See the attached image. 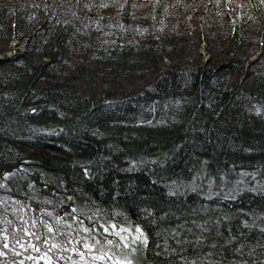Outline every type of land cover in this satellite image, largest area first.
Instances as JSON below:
<instances>
[{
  "label": "trees",
  "instance_id": "trees-1",
  "mask_svg": "<svg viewBox=\"0 0 264 264\" xmlns=\"http://www.w3.org/2000/svg\"><path fill=\"white\" fill-rule=\"evenodd\" d=\"M197 1L193 39L187 0H0V44L32 33L0 62V163L138 223L151 264H264V68L237 59L264 46V2ZM202 34L227 64L174 61Z\"/></svg>",
  "mask_w": 264,
  "mask_h": 264
},
{
  "label": "rangeland",
  "instance_id": "rangeland-1",
  "mask_svg": "<svg viewBox=\"0 0 264 264\" xmlns=\"http://www.w3.org/2000/svg\"><path fill=\"white\" fill-rule=\"evenodd\" d=\"M187 1L188 4L190 3L191 8L188 10L185 6L183 11L177 13L176 17L179 20L176 23V29L180 32V24L183 22L188 24L187 28L191 33L185 34L184 38H191L193 34L194 39V26H203L205 16H210L209 6L207 4L201 5L197 0ZM239 2L240 0L234 1L231 5V10H234L237 6L242 8ZM244 2V5H246L247 0H241V3ZM193 3L195 4L193 5ZM202 6L205 7L203 8ZM195 8V15H192L191 13ZM175 12H177L176 8ZM11 26L14 28L15 24L11 22ZM31 36L32 33H28L22 38H17L13 34L9 36L7 41H5L6 43L0 44V62L19 53L28 54ZM201 36L194 49L191 47H188L185 51L180 49V54L173 56L174 61L181 59L190 63L198 61L211 69L215 68L214 64L216 62L227 64L229 54L213 53L208 48V42L203 34ZM188 46H190V43H188ZM230 51L231 54L236 55L233 44L230 45ZM237 59L242 63V69L246 71V73L242 74L243 77L250 74V72L252 74L258 72L257 70L264 68L263 44H260L256 51L246 55L241 54ZM171 62L172 60L169 58H165L163 61L164 64ZM233 63L235 62L233 61ZM63 70H65V67H61L60 64L53 69H49L52 73L56 71L58 75L60 71L64 75L65 72H62ZM71 73L72 71H66V79L70 78ZM235 74L233 77H235ZM82 77H84V74L73 80V82L80 80ZM58 78L61 77L59 76ZM95 79L98 80V78ZM92 85L95 93L103 92L104 87H106L103 83V86H101L98 82ZM25 164L26 162L23 161L0 163V166H15L0 172V264H73V261H75V264H80L79 253L66 252L64 247H54V245L75 247L80 249L81 252H87L88 250L84 249L82 242L85 239L90 243L99 242L93 251L98 252L100 245H103L105 251L111 249L110 254L114 253L121 258L128 257L133 260V264H151L148 259L149 253L145 251L149 240L146 239V242L144 241L143 237L147 238V235L138 223L128 221L126 217L125 220H116L111 215L101 214V210L95 207H92V210H85L76 203L70 190H59L51 183L43 180L40 175L31 174L26 166L27 164ZM17 173L18 175L24 174L28 176L29 180H27V183L22 181L15 183L16 189H14L11 184L16 180L14 177ZM251 184L250 191L252 194L255 193L254 187L258 190L264 187V182L255 181V179L252 180ZM27 187L29 189H26ZM243 190L247 192V189L243 188ZM233 194L230 195L232 196ZM208 195L212 197L214 195L213 191L208 192ZM57 216L60 217V221L55 219ZM49 224L54 226L51 233L44 227V225ZM113 225L116 227L113 228ZM136 225H139L142 229L143 237L137 232ZM106 227L110 231H104ZM84 228L88 229L87 233L83 231ZM256 231L262 232L260 229ZM116 232L122 234L124 239L121 240L120 235L114 234ZM37 237L41 238L39 250L34 247L37 244ZM69 239H71V245H68ZM105 239L113 241V244H104ZM43 240H48L49 242L45 244ZM5 243L9 245L7 248L4 247ZM124 244H127L128 247L125 248ZM49 250H51L50 254L53 257L50 262L43 258ZM90 260L91 258L87 257L85 264H89ZM97 264H104V261H97ZM109 264H111V261H109Z\"/></svg>",
  "mask_w": 264,
  "mask_h": 264
},
{
  "label": "snow or ice",
  "instance_id": "snow-or-ice-1",
  "mask_svg": "<svg viewBox=\"0 0 264 264\" xmlns=\"http://www.w3.org/2000/svg\"><path fill=\"white\" fill-rule=\"evenodd\" d=\"M262 2H264V0H262ZM87 6L90 7L91 5H87ZM121 7H123V5H121ZM256 111L259 112L260 109L257 108ZM85 174H87V173H85ZM55 219L57 221H60L59 216L55 217ZM64 223H67V222H64ZM44 227L47 228L49 233H51L53 231V228H54V226L50 225V224L44 225ZM112 227L115 228L116 226L113 225ZM136 229H137V232L140 233V236L143 237L142 229L140 228L139 225H136ZM83 231L85 233H87L88 229L84 228ZM104 231L107 232V231H110V229L106 227L104 229ZM114 234L120 235L121 240L124 239V236L122 234H120L119 232H116ZM58 235H60V233H58ZM77 238H79V236H77ZM138 238H140V237H138ZM36 239H37V244L34 247H36V249L39 250V242H40L41 238L37 237ZM143 239L146 242L147 238L143 237ZM48 242H49L48 240H43V243H45V244H47ZM82 242H83L84 249L88 250L87 252H81V250L78 248L67 247V246H63V245H59V244L54 245V247H64L66 252L71 251V252L79 253L80 264H85V260L87 257L91 258L89 264H97V261H104V264H109V261H111V264H133V260L128 258V257L121 258L120 256L115 255L114 253L110 254V252L112 251L111 249H109L108 251H105L103 245H100L98 252L93 251V249L97 246V244H99V242L90 243L87 241V239L83 240ZM104 244L111 245V244H113V241L105 239ZM68 245H71V239L68 240ZM8 246H9L8 243H5L4 247L7 248ZM124 247L127 248L128 245L124 244ZM50 253H51V250H49V252L45 254V257H43V258H46L49 262L53 258ZM73 264H75V261H73Z\"/></svg>",
  "mask_w": 264,
  "mask_h": 264
},
{
  "label": "water",
  "instance_id": "water-1",
  "mask_svg": "<svg viewBox=\"0 0 264 264\" xmlns=\"http://www.w3.org/2000/svg\"><path fill=\"white\" fill-rule=\"evenodd\" d=\"M13 167H15V166H13V165H9V166L7 167L6 165H1V166H0V172L6 171V169H8V168H13Z\"/></svg>",
  "mask_w": 264,
  "mask_h": 264
}]
</instances>
